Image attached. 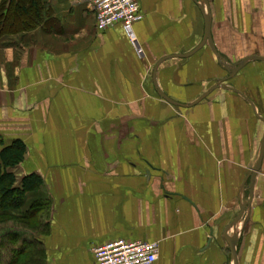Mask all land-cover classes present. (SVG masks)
Segmentation results:
<instances>
[{"label": "crops", "instance_id": "crops-1", "mask_svg": "<svg viewBox=\"0 0 264 264\" xmlns=\"http://www.w3.org/2000/svg\"><path fill=\"white\" fill-rule=\"evenodd\" d=\"M40 1L0 36V153L23 140L10 171L42 179L9 214L36 211L45 264L120 238L158 242L157 264H264V0H208L222 59L202 0H140L141 53L92 0Z\"/></svg>", "mask_w": 264, "mask_h": 264}, {"label": "trees", "instance_id": "trees-1", "mask_svg": "<svg viewBox=\"0 0 264 264\" xmlns=\"http://www.w3.org/2000/svg\"><path fill=\"white\" fill-rule=\"evenodd\" d=\"M43 19L40 0H3L0 5V36L16 30L19 26L32 27ZM27 153L23 140H16L0 153V223L15 221L9 210L24 206L26 195L38 190L41 177L32 173L26 175L21 184L10 168L21 164ZM36 208V207H35ZM34 212L17 219L22 228L15 224L3 226L0 231V264H45V249L36 235L30 231L38 229L31 221ZM42 220V219H41ZM40 224V223H39Z\"/></svg>", "mask_w": 264, "mask_h": 264}, {"label": "built area", "instance_id": "built-area-1", "mask_svg": "<svg viewBox=\"0 0 264 264\" xmlns=\"http://www.w3.org/2000/svg\"><path fill=\"white\" fill-rule=\"evenodd\" d=\"M92 7L98 30L105 31L121 23L140 51L134 31V24L144 17L140 0H92ZM92 251L96 264H157L160 244L120 238L98 244Z\"/></svg>", "mask_w": 264, "mask_h": 264}, {"label": "water", "instance_id": "water-1", "mask_svg": "<svg viewBox=\"0 0 264 264\" xmlns=\"http://www.w3.org/2000/svg\"><path fill=\"white\" fill-rule=\"evenodd\" d=\"M202 1H203V4H205L207 6V12H208V14L206 16V20H205L206 21V34H205V38H204V41H203V45L208 42L209 45L211 46L212 50L216 53V55H218V57L220 59H222V57L220 56L219 52L217 51V49H216V47L214 45L213 39H212V34H211V16H210V12H209V1L208 0H202ZM199 48H197L196 50H198ZM252 58H254V59H263V58H260V57H252ZM247 61H248V59L244 60L239 65H232L231 66V71L232 72L238 71ZM157 91L161 95V97H163L165 100H167L171 104L178 105V106H187V105H185L183 103H180V102L172 99L164 91H162L159 87H157ZM263 158H264V140H263V145H262V150H261V154H260V157H259V161H258L254 171L250 175L252 180H254V178H256L257 172L260 170Z\"/></svg>", "mask_w": 264, "mask_h": 264}, {"label": "rangeland", "instance_id": "rangeland-1", "mask_svg": "<svg viewBox=\"0 0 264 264\" xmlns=\"http://www.w3.org/2000/svg\"><path fill=\"white\" fill-rule=\"evenodd\" d=\"M13 223H14V221H10L9 223H0V231H1L3 226H12Z\"/></svg>", "mask_w": 264, "mask_h": 264}]
</instances>
